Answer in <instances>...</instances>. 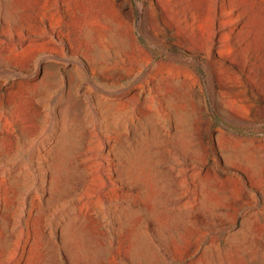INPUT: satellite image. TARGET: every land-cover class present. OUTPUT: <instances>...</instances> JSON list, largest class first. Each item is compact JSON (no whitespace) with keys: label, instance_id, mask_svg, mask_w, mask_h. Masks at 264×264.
<instances>
[{"label":"rangeland","instance_id":"rangeland-1","mask_svg":"<svg viewBox=\"0 0 264 264\" xmlns=\"http://www.w3.org/2000/svg\"><path fill=\"white\" fill-rule=\"evenodd\" d=\"M0 264H264V0H0Z\"/></svg>","mask_w":264,"mask_h":264}]
</instances>
